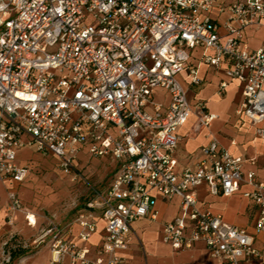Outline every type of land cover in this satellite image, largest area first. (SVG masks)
Returning a JSON list of instances; mask_svg holds the SVG:
<instances>
[{"label": "built area", "instance_id": "built-area-1", "mask_svg": "<svg viewBox=\"0 0 264 264\" xmlns=\"http://www.w3.org/2000/svg\"><path fill=\"white\" fill-rule=\"evenodd\" d=\"M216 7L223 21L207 14ZM251 28L264 30V0H0V184L29 176L30 164L18 162L26 147L57 158L69 174L83 152L118 164L106 193L78 214L77 239L73 223L50 220L34 240L49 244V264H130L123 252L134 224L156 219L160 198L180 199L179 213L163 225V242L174 250L203 242L224 264H264L255 236L212 212L197 192L207 184L211 194L229 197L248 185L244 196L259 206L256 229L264 234V181L245 170L256 158L235 155L215 137L194 169L179 173L176 157L179 129L192 116L195 133L218 117L204 102L194 109L180 77L199 85L202 65L228 64L220 93L230 81L244 84L237 113L264 138V36L252 49ZM158 90L169 94L167 106ZM8 199L11 226L18 213L37 226L17 190ZM98 208L106 235L92 256Z\"/></svg>", "mask_w": 264, "mask_h": 264}, {"label": "crops", "instance_id": "crops-1", "mask_svg": "<svg viewBox=\"0 0 264 264\" xmlns=\"http://www.w3.org/2000/svg\"><path fill=\"white\" fill-rule=\"evenodd\" d=\"M232 1L233 0H219V3L228 4ZM207 14L215 21H223L225 19V15L221 14L217 7L207 12ZM263 36L264 30L249 29L247 31V37L250 47L252 49L259 48L262 44ZM202 52V49L199 48L192 51V64L198 62ZM227 67V63H224L220 68L202 65L200 69L202 82L199 85L191 84L185 73L180 76L183 84L188 89L189 99L194 109H197V103L204 102L206 104V111L217 114L218 117L212 122L209 128L203 127L198 133L192 131V124L196 120L195 116H192L188 123L179 129L181 141L176 152V157L178 159L177 171L181 173L188 169H194L202 158V147L215 137L222 146L229 148L235 155H241L246 158H256L254 164H245V170L256 171L259 179L264 181V138L257 135V127L248 118L237 113L243 101L244 84L239 81H230L226 90L220 93L221 83L229 82L226 74ZM156 98L162 101L165 106L169 104V94L165 90H158ZM20 152L21 151L18 153V162L20 164L29 163L27 161H22ZM86 155L92 157L89 153L83 152L79 159ZM117 169L118 164L116 166V172ZM23 182L17 183L9 181L0 184V197L2 203V211L0 213V243L4 232H7V229L11 227L7 221L6 211L9 204L8 191L10 189L17 190L23 201L19 192L20 185ZM110 185L111 183L109 186ZM249 189V186L243 183L241 184L240 190L232 196H216L211 194L207 184H203L197 189V192L200 200L204 202L205 206L212 212L221 214L230 224L246 228L253 234L255 236V245L264 253V234L256 229L259 206L253 200L244 196V192ZM106 191L103 193H106ZM25 208L36 215L37 226H30L23 213L16 214L15 224L24 222L31 228L41 227L43 222L39 216L26 205ZM155 210L158 212L156 219H152L149 216L134 224L135 238L130 248L123 252V256L128 259L130 264H224L211 255L209 249L203 242H198L193 248L183 251H176L170 245L163 242V225L172 220L179 213V198H174L172 200L160 198ZM96 211L98 215V228L89 241V245L93 249L92 256L95 255V249L101 245L106 235L102 210L98 208ZM76 218L65 224L57 221L62 226L73 223L75 234L71 239L74 240L77 239L80 230L79 225L75 223ZM46 227L47 223L42 230ZM51 260V249L49 244L46 243L42 244L40 251L35 255L15 262V264H49Z\"/></svg>", "mask_w": 264, "mask_h": 264}, {"label": "rangeland", "instance_id": "rangeland-1", "mask_svg": "<svg viewBox=\"0 0 264 264\" xmlns=\"http://www.w3.org/2000/svg\"><path fill=\"white\" fill-rule=\"evenodd\" d=\"M22 161L29 162L32 170L20 185L19 192L25 205L42 220L39 228L28 227L19 222L7 229L0 243V264H15L24 258L31 257L40 251L36 246L42 228L50 220L63 224L73 221L87 208L89 202L98 198L109 187L116 172V161L111 157L82 156L78 159L77 172L65 173L56 158L43 155L33 147L21 150ZM9 230V231H8ZM15 234V237H11ZM12 238V239H11ZM10 240L9 245L4 242ZM19 254L11 258V252ZM21 250H26L24 254Z\"/></svg>", "mask_w": 264, "mask_h": 264}, {"label": "trees", "instance_id": "trees-1", "mask_svg": "<svg viewBox=\"0 0 264 264\" xmlns=\"http://www.w3.org/2000/svg\"><path fill=\"white\" fill-rule=\"evenodd\" d=\"M9 243H10V242H9ZM8 245H9V244H8ZM25 251H26V250H21V253L24 254ZM19 254H20V253H19ZM19 254L16 252V250H15L14 252H11V258H12V259H13V258H16ZM7 264H10V261H9V263H7Z\"/></svg>", "mask_w": 264, "mask_h": 264}]
</instances>
